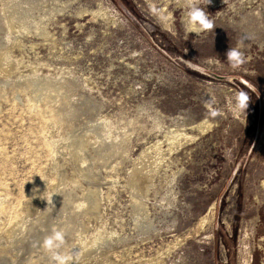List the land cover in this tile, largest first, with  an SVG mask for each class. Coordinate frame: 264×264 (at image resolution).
Wrapping results in <instances>:
<instances>
[{
	"label": "rangeland",
	"instance_id": "obj_1",
	"mask_svg": "<svg viewBox=\"0 0 264 264\" xmlns=\"http://www.w3.org/2000/svg\"><path fill=\"white\" fill-rule=\"evenodd\" d=\"M201 7L0 0V264H53V229L76 264H264V0Z\"/></svg>",
	"mask_w": 264,
	"mask_h": 264
},
{
	"label": "clouds",
	"instance_id": "obj_2",
	"mask_svg": "<svg viewBox=\"0 0 264 264\" xmlns=\"http://www.w3.org/2000/svg\"><path fill=\"white\" fill-rule=\"evenodd\" d=\"M224 2L227 3V0H224ZM202 3L207 7L211 0H184L185 11L182 16V23L186 33L199 35L214 29V20L210 18V14L207 13L205 7H201ZM153 11L157 10L153 8ZM159 15L161 20H167V16L163 15L162 12ZM242 43L243 41H237V45L235 47L231 46L226 53L227 63L232 69H239L246 62L244 52L241 51ZM217 103V97L209 90L203 104L207 110V115L211 118L223 115V111L217 107ZM249 103L248 93L244 90H238L228 98L227 107L233 114H239L249 107ZM39 191V188L33 189V198H36L35 194ZM64 240V232L53 229L51 235L45 237L42 247L53 252L51 257L53 264H76L73 255L55 251L61 248ZM76 260H78V257H76Z\"/></svg>",
	"mask_w": 264,
	"mask_h": 264
},
{
	"label": "bare ground",
	"instance_id": "obj_3",
	"mask_svg": "<svg viewBox=\"0 0 264 264\" xmlns=\"http://www.w3.org/2000/svg\"><path fill=\"white\" fill-rule=\"evenodd\" d=\"M163 15H165V16H166V14H165V13H163ZM162 21H165V20H162Z\"/></svg>",
	"mask_w": 264,
	"mask_h": 264
}]
</instances>
